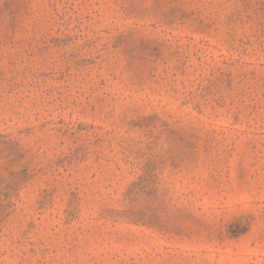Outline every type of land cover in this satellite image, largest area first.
Returning <instances> with one entry per match:
<instances>
[{
  "label": "rangeland",
  "instance_id": "obj_1",
  "mask_svg": "<svg viewBox=\"0 0 264 264\" xmlns=\"http://www.w3.org/2000/svg\"><path fill=\"white\" fill-rule=\"evenodd\" d=\"M0 264H264V0H0Z\"/></svg>",
  "mask_w": 264,
  "mask_h": 264
}]
</instances>
